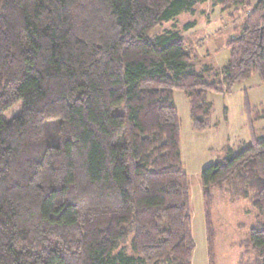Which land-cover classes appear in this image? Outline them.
<instances>
[{"label": "trees", "instance_id": "16d2710c", "mask_svg": "<svg viewBox=\"0 0 264 264\" xmlns=\"http://www.w3.org/2000/svg\"><path fill=\"white\" fill-rule=\"evenodd\" d=\"M207 1L0 0V264H192L174 91L202 131L208 92L254 73L264 83V0L227 41L222 81L194 68L178 32L152 36ZM201 182L210 264L212 186L263 215L245 243L264 264V138L204 167ZM129 238L132 254L120 248Z\"/></svg>", "mask_w": 264, "mask_h": 264}, {"label": "rangeland", "instance_id": "374dc122", "mask_svg": "<svg viewBox=\"0 0 264 264\" xmlns=\"http://www.w3.org/2000/svg\"><path fill=\"white\" fill-rule=\"evenodd\" d=\"M257 0L246 5L223 8L210 0L194 5L192 11L157 26L152 36L178 32L192 52L194 68L206 81H222L223 68L230 58L227 41L237 36L245 18L253 11ZM192 23L189 27L187 24ZM211 104L208 127L195 129L191 118V103L183 90L174 91V102L180 119V149L182 167L190 186L192 233L195 249L192 264H210L208 257L205 211L201 172L207 165L235 154L252 140L264 138V83L254 73L235 85L231 93L210 91ZM22 103L5 113L6 119L19 114ZM212 215L216 229L214 264H257L256 254L245 240L249 230L263 221V215L253 206L252 199L235 197L225 188L211 187ZM132 254L131 238L120 246Z\"/></svg>", "mask_w": 264, "mask_h": 264}]
</instances>
